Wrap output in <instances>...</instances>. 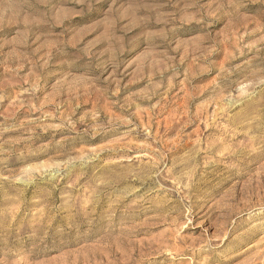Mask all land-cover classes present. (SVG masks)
Here are the masks:
<instances>
[{"label":"rangeland","instance_id":"1","mask_svg":"<svg viewBox=\"0 0 264 264\" xmlns=\"http://www.w3.org/2000/svg\"><path fill=\"white\" fill-rule=\"evenodd\" d=\"M0 264H264V0H0Z\"/></svg>","mask_w":264,"mask_h":264},{"label":"bare ground","instance_id":"2","mask_svg":"<svg viewBox=\"0 0 264 264\" xmlns=\"http://www.w3.org/2000/svg\"><path fill=\"white\" fill-rule=\"evenodd\" d=\"M230 60V59H229ZM116 78V77H115ZM132 84V83H131ZM114 94V93H113ZM186 98V97H185ZM98 99V98H97ZM83 101V100H82ZM124 105V104H123ZM148 118V117H147ZM138 119V118H137ZM138 126V125H137ZM61 128V127H60ZM155 129V128H154ZM156 130V129H155ZM56 133V132H55ZM140 133V132H139ZM53 138V137H52ZM36 141V140H35ZM172 141V140H171ZM175 142V141H174ZM190 142V141H189ZM155 144V143H154ZM206 145V144H205ZM213 146V145H212ZM182 147V146H181ZM171 149V148H170ZM227 157V156H226ZM157 161V160H156ZM216 166V165H215ZM188 191V190H187Z\"/></svg>","mask_w":264,"mask_h":264}]
</instances>
